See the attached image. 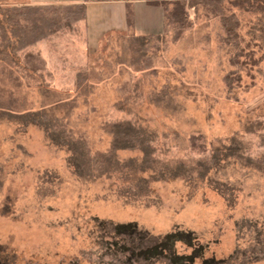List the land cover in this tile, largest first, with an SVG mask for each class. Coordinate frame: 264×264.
I'll return each mask as SVG.
<instances>
[{
	"label": "rangeland",
	"instance_id": "rangeland-1",
	"mask_svg": "<svg viewBox=\"0 0 264 264\" xmlns=\"http://www.w3.org/2000/svg\"><path fill=\"white\" fill-rule=\"evenodd\" d=\"M112 1L86 3L82 20L10 53L20 85L0 88L63 122L91 153L109 150V124L131 121L150 140L151 169L79 177L66 145L0 118V264H264V58L230 97L219 17L191 12L192 26L174 42L160 8L131 7L127 28L126 7ZM133 34L160 46L151 66ZM28 51L45 59L44 70L25 68ZM235 140L242 155L224 156ZM214 154L218 162L200 176L197 165ZM142 157L116 151L120 163ZM179 165L193 170L170 177Z\"/></svg>",
	"mask_w": 264,
	"mask_h": 264
},
{
	"label": "trees",
	"instance_id": "trees-1",
	"mask_svg": "<svg viewBox=\"0 0 264 264\" xmlns=\"http://www.w3.org/2000/svg\"><path fill=\"white\" fill-rule=\"evenodd\" d=\"M89 1L111 0H83L77 3L56 5H13L7 7L4 12L0 6V13L3 12L0 18V86L5 81L13 82L15 87L20 85L19 77L14 75V71L9 65L13 60L10 53L25 50L82 20L85 17V4ZM123 1L127 2L126 25L127 28H132L131 2L135 0ZM142 1L162 8V32L164 35H169V39L174 42L192 26L191 12L194 14L199 12L205 17H219L224 32L223 41L229 47L228 61L231 69L224 75L228 96H233V91L240 85L242 72L251 78L253 74L261 73L260 62L264 58V51L256 55L254 46L259 48L264 46V0ZM247 16L249 17L247 30L242 33L240 30L243 23L241 17ZM132 37L135 49H141L145 56L144 65L146 67L151 66L155 59V53L160 46L151 41L152 36L133 34ZM7 48L11 51L8 52ZM150 50L152 53L146 54ZM23 62L25 68L31 72L44 70L46 66L45 59L38 52H25ZM5 95L6 89L0 88V118L4 117L10 121L19 122L23 127L30 124L40 127L52 144L60 147L66 145L71 150V155L67 159L68 163L77 176L92 177L105 174L111 170H121L124 167H128L131 172L145 171L146 168L151 169L153 149L150 147V140H147L148 136L144 130L131 121L122 120L109 124L113 134L109 150L91 153L90 149L80 142V139H75L72 131L67 129L63 122L54 119L44 109L26 107V105H22L21 102L13 99L10 93ZM197 139L192 137L194 141ZM261 141L264 143V139ZM122 149L141 150L143 153L142 161L138 164L134 159H130L120 163L116 158V151ZM242 150L235 140L226 148L224 156H241ZM215 154L210 160L202 159L199 162L196 168L200 176L203 177L211 166L218 162ZM245 160L250 161L252 159L248 157ZM262 161L264 163V159ZM192 170L193 168L187 169L185 165H179L175 170L169 168L168 172L170 177L176 178L179 175L185 176ZM159 174L160 176L163 175V173ZM228 192V190H222V194L227 200L231 199Z\"/></svg>",
	"mask_w": 264,
	"mask_h": 264
},
{
	"label": "crops",
	"instance_id": "crops-1",
	"mask_svg": "<svg viewBox=\"0 0 264 264\" xmlns=\"http://www.w3.org/2000/svg\"><path fill=\"white\" fill-rule=\"evenodd\" d=\"M89 2H93V1H89ZM110 2V1H108ZM112 2H122L124 4V7H126L127 2L123 1V0H116V1H112ZM67 4V3H77V1H71V0H67V1H61V2H47L44 0H27V2H18L16 0H0V6H13V5H41V4ZM88 3V2H86ZM136 4H141L140 6H145L144 8H146L147 6H150L149 4H147L146 2L142 1V0H135L131 2V7L134 8L136 6ZM153 6V5H152ZM156 8H160V12L162 15V24H163V10L160 6H153ZM135 13H133V18H134V23L136 21V16L134 15ZM150 33H154V32H150ZM38 43V42H37Z\"/></svg>",
	"mask_w": 264,
	"mask_h": 264
}]
</instances>
